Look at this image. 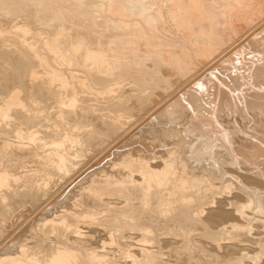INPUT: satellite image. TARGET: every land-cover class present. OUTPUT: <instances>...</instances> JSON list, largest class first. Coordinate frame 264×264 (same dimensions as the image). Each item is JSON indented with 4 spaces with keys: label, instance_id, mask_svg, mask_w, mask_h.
<instances>
[{
    "label": "bare ground",
    "instance_id": "obj_1",
    "mask_svg": "<svg viewBox=\"0 0 264 264\" xmlns=\"http://www.w3.org/2000/svg\"><path fill=\"white\" fill-rule=\"evenodd\" d=\"M249 6L0 0V264H264Z\"/></svg>",
    "mask_w": 264,
    "mask_h": 264
},
{
    "label": "rangeland",
    "instance_id": "obj_2",
    "mask_svg": "<svg viewBox=\"0 0 264 264\" xmlns=\"http://www.w3.org/2000/svg\"><path fill=\"white\" fill-rule=\"evenodd\" d=\"M256 8H257V6H256ZM250 9H251V10H250ZM262 9H263V10H262ZM246 10H247V11H246ZM254 10H255V7H254V8H252L251 6L247 7V8L245 9V11L243 12L244 15L247 14V15H246L247 17H246V16H243V18L240 20V22H239V21L237 22V23H239V26H240L243 30H240V28H238L239 26L237 27V24H236V23L234 24V26H231L230 28L224 30L223 34L225 33L224 35L227 34V35L229 36V37H228V36L225 37V36L223 35V36L225 37V41L227 40L228 42H229V41L231 42L232 39L236 38V36L238 37V36L240 35V33H242L243 31H245L244 29H246L248 26L252 25L253 22H256V21L259 19V17H261V15H263L264 6H263V8H262V7H261V8H258L259 11H258V10H255V11H254ZM250 11H251V12L253 11L254 13H253V12L251 13ZM257 11H258V12H257ZM260 11L262 12V14H260V13H261ZM247 12H248V13H247ZM250 13H251V14H250ZM248 14H249V15H248ZM253 15L257 18V20H256V18H255ZM252 16H253V17H252ZM257 16H258V17H257ZM250 17H251V18H250ZM252 18H253V19H252ZM244 19H245V20H244ZM252 20H253V21H252ZM243 21H244V22H243ZM250 21H252V22H250ZM248 22L250 23V25H249ZM242 24L245 25V26H243ZM241 25H242V26H241ZM247 25H248V26H247ZM235 26L237 27L236 29H235ZM245 27H246V28H245ZM233 29H234V30H233ZM229 30H230V31H229ZM237 30H239V31H237ZM234 31H236V32H234ZM241 31H242V32H241ZM229 34H230V35H229ZM232 36H234V38H233ZM226 38H229L230 40H229V39H226ZM231 38H232V39H231ZM227 41H226V42H227Z\"/></svg>",
    "mask_w": 264,
    "mask_h": 264
}]
</instances>
